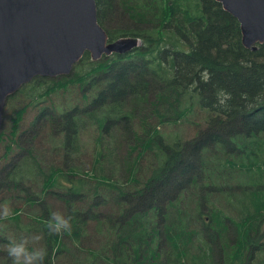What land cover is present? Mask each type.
I'll return each instance as SVG.
<instances>
[{"label": "trees", "instance_id": "obj_1", "mask_svg": "<svg viewBox=\"0 0 264 264\" xmlns=\"http://www.w3.org/2000/svg\"><path fill=\"white\" fill-rule=\"evenodd\" d=\"M95 1L110 42L139 44L8 99L0 264L6 230L45 264H264V44L216 0ZM178 125L193 138L160 132Z\"/></svg>", "mask_w": 264, "mask_h": 264}, {"label": "water", "instance_id": "obj_2", "mask_svg": "<svg viewBox=\"0 0 264 264\" xmlns=\"http://www.w3.org/2000/svg\"><path fill=\"white\" fill-rule=\"evenodd\" d=\"M216 2L240 23L246 49L264 44V0ZM136 46L109 41L95 0H0V132L8 99L34 78L69 76L86 53L98 61Z\"/></svg>", "mask_w": 264, "mask_h": 264}, {"label": "clouds", "instance_id": "obj_3", "mask_svg": "<svg viewBox=\"0 0 264 264\" xmlns=\"http://www.w3.org/2000/svg\"><path fill=\"white\" fill-rule=\"evenodd\" d=\"M223 103V101H221ZM63 183V181H62ZM5 212V217L7 216ZM71 218L65 217L62 213L53 212L47 223V228L50 233L61 235L63 232L70 231ZM41 239L40 236H32L30 238L33 244H36ZM29 240H21L13 242L7 247V254L11 258L12 264H45L47 258V250L43 247H28Z\"/></svg>", "mask_w": 264, "mask_h": 264}, {"label": "rangeland", "instance_id": "obj_4", "mask_svg": "<svg viewBox=\"0 0 264 264\" xmlns=\"http://www.w3.org/2000/svg\"><path fill=\"white\" fill-rule=\"evenodd\" d=\"M21 104H22V102L16 101V102L13 103V108L16 110L17 108L20 107ZM5 109H6L5 110L6 115H5L4 119H3V127H2L3 128V132H4L5 139H3L4 140V143L3 144L0 142V157L3 155L5 146L8 144V141H7L6 137H7V135H9V132H10V130L12 128V125L15 124V121L12 120L13 114L11 112H8L7 106H6ZM33 115H34V112L30 110V113H28L25 116L24 122L22 123V130H24L25 128L29 127V125L31 124V122L34 119V116ZM181 125H178L177 127H169V128L162 127L161 130H160V132L161 133H164L167 136V138H168L169 136L173 135L175 132L185 131L186 129L184 127H181ZM186 133L188 134V136L190 138H193V136H194V132L193 131L186 130ZM10 157H11V155H8L5 158V166L7 165L9 159L11 160ZM58 165L59 166H62V162L60 161ZM3 166L4 165H2V166L0 165V172H1L2 168H3ZM6 192H7V188H6ZM6 201H8V200H6L3 197V195L0 194V211L6 210V206H5V203H4ZM19 207L22 210H26L22 206H19ZM2 226H4V225H2ZM6 232H7V234L5 235L6 238H8L9 240H11L12 242H19L21 240L20 233H17L15 230H6ZM8 245H9V243H5V254L7 256V260L6 261H9V256L7 254V247H8Z\"/></svg>", "mask_w": 264, "mask_h": 264}]
</instances>
